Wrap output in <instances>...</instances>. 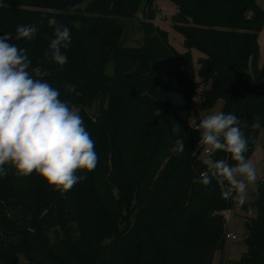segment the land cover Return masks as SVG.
<instances>
[{
  "label": "trees",
  "instance_id": "trees-1",
  "mask_svg": "<svg viewBox=\"0 0 264 264\" xmlns=\"http://www.w3.org/2000/svg\"><path fill=\"white\" fill-rule=\"evenodd\" d=\"M170 1L184 53L153 23L156 0H0V36L37 25L32 40L8 43L27 49L28 71H47L37 78L80 110L99 157L95 170L78 171L87 178L64 194L35 172L18 177L5 166L0 264H214L225 248L222 213L237 204L215 179L194 182L206 166L190 120L198 99L204 111L223 102L224 113L248 122L242 131L251 158L264 129V10L256 0ZM53 16L71 31L63 66L45 56ZM141 31V45L129 47ZM194 51L202 54L198 70ZM68 84L75 91L66 92ZM257 116L261 126L253 128ZM176 139L184 141L182 152ZM212 158L235 163L222 151ZM257 188L245 206L256 211L246 224V251L240 261L219 264H264V180Z\"/></svg>",
  "mask_w": 264,
  "mask_h": 264
},
{
  "label": "clouds",
  "instance_id": "clouds-1",
  "mask_svg": "<svg viewBox=\"0 0 264 264\" xmlns=\"http://www.w3.org/2000/svg\"><path fill=\"white\" fill-rule=\"evenodd\" d=\"M48 26L54 32L45 56L63 66L68 58L61 49L70 47L71 31L58 24L54 16L48 20ZM37 31L35 24L19 25L15 35L0 36V176L8 175L6 165L18 177L35 172L54 191L64 194L87 178L77 175L78 171L95 170L99 157L80 110L62 101L58 89L37 78L49 75L47 71L40 67L28 71L31 61L27 49L8 43L13 38L32 40ZM73 91L74 85H66V92ZM193 119L200 133L197 145L203 149L202 163L206 166L194 182L207 186L215 179L223 197L243 205L249 185L257 180L256 166L245 157L248 140L242 127H248V122L223 111L199 114ZM251 126L260 127V117H254ZM175 144L177 151L185 149L182 139H176ZM216 151L228 154L234 165L225 159H213Z\"/></svg>",
  "mask_w": 264,
  "mask_h": 264
},
{
  "label": "rangeland",
  "instance_id": "rangeland-1",
  "mask_svg": "<svg viewBox=\"0 0 264 264\" xmlns=\"http://www.w3.org/2000/svg\"><path fill=\"white\" fill-rule=\"evenodd\" d=\"M258 5L261 6L264 10V0H256ZM156 8L157 12L154 16L153 23L159 27L161 30L166 31L171 45L180 53L186 52V48L184 45V37L181 33H179L173 23V17L177 13V7L170 0H156ZM132 24V23H131ZM130 24V25H131ZM134 31V22L131 25ZM130 26V27H131ZM132 30H130L131 32ZM143 39V32H138L132 39L128 42L129 47H137L141 45V41ZM259 48H260V56H259V66L262 67L264 65V27L260 34L259 38ZM195 68L198 70L199 66L197 61L202 57V54L198 51L193 52ZM223 102H218L212 109L209 111L200 110L199 101L196 102V106L192 109V118L190 120V124L192 126L195 124L194 117L207 115L214 112L222 111ZM198 122V119H197ZM250 160L254 163L257 168V180L254 184L249 185L248 194L246 195V202L243 205H238L234 211V214L231 218L230 223L227 221L228 231L232 234H235L238 237V240H227L225 248L222 252H218L216 254L214 264H219L221 260L224 262H234L240 261L242 257V252L246 251V247L244 244V240L247 236V221L249 218L254 217L256 211L252 208L250 211L245 209V206L250 202L255 201L258 188L257 183H261L264 180V129H262L257 137V142L255 146V152L251 156ZM53 234H48V239L52 242L54 240Z\"/></svg>",
  "mask_w": 264,
  "mask_h": 264
},
{
  "label": "built area",
  "instance_id": "built-area-1",
  "mask_svg": "<svg viewBox=\"0 0 264 264\" xmlns=\"http://www.w3.org/2000/svg\"><path fill=\"white\" fill-rule=\"evenodd\" d=\"M198 101H199V99H198ZM198 101H197V102H198ZM247 194H248V189H247V193H246V195H247ZM234 211H235V210H234ZM234 211H233V210H229V211H224V212L222 213V215L225 217V219H226V221H227L228 223H230L231 218H232V216H233V214H234ZM225 238H226V240H233V241L238 240V237H237L235 234L230 233L228 230H227V232H226Z\"/></svg>",
  "mask_w": 264,
  "mask_h": 264
}]
</instances>
